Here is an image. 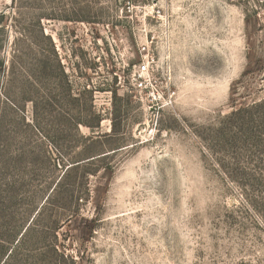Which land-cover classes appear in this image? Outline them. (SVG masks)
<instances>
[{
	"label": "rangeland",
	"instance_id": "rangeland-1",
	"mask_svg": "<svg viewBox=\"0 0 264 264\" xmlns=\"http://www.w3.org/2000/svg\"><path fill=\"white\" fill-rule=\"evenodd\" d=\"M0 264H264V0H0Z\"/></svg>",
	"mask_w": 264,
	"mask_h": 264
},
{
	"label": "built area",
	"instance_id": "built-area-1",
	"mask_svg": "<svg viewBox=\"0 0 264 264\" xmlns=\"http://www.w3.org/2000/svg\"><path fill=\"white\" fill-rule=\"evenodd\" d=\"M150 62H152V61H149L148 59H146L144 62H142V63L138 66L136 72H137V74H138L139 76H142V75L148 74V72H149V65H150Z\"/></svg>",
	"mask_w": 264,
	"mask_h": 264
},
{
	"label": "trees",
	"instance_id": "trees-1",
	"mask_svg": "<svg viewBox=\"0 0 264 264\" xmlns=\"http://www.w3.org/2000/svg\"><path fill=\"white\" fill-rule=\"evenodd\" d=\"M112 132L115 133V127H114V126L112 127ZM81 161H84V160H79V161H77V162H81ZM77 162H76V163H77ZM77 166H78V165H77ZM74 167H76V166L70 167L69 169L74 168Z\"/></svg>",
	"mask_w": 264,
	"mask_h": 264
}]
</instances>
